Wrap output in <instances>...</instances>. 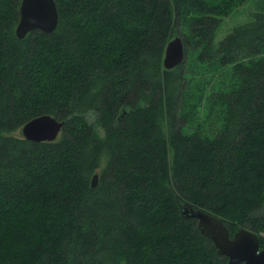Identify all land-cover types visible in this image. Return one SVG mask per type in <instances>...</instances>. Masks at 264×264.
<instances>
[{
    "label": "trees",
    "instance_id": "obj_1",
    "mask_svg": "<svg viewBox=\"0 0 264 264\" xmlns=\"http://www.w3.org/2000/svg\"><path fill=\"white\" fill-rule=\"evenodd\" d=\"M246 1L55 0L18 38L0 0V264H224L181 206L235 228L264 200V0L217 38ZM43 113L54 140L13 134Z\"/></svg>",
    "mask_w": 264,
    "mask_h": 264
},
{
    "label": "water",
    "instance_id": "obj_2",
    "mask_svg": "<svg viewBox=\"0 0 264 264\" xmlns=\"http://www.w3.org/2000/svg\"><path fill=\"white\" fill-rule=\"evenodd\" d=\"M59 12L55 0H21L19 19L15 35L24 38L27 33L39 30L51 33L57 27ZM184 43L180 35L172 37L165 45L163 67L172 69L184 60ZM65 121L51 114L43 113L30 118L22 127V136L31 141L54 140ZM97 174L93 176L92 186L96 184ZM182 215L195 218L202 235L210 238L219 254L229 257V264H264V249L258 250V239L244 228L238 229L233 238H229L228 229L223 220L188 203L182 204Z\"/></svg>",
    "mask_w": 264,
    "mask_h": 264
},
{
    "label": "flooded vegetation",
    "instance_id": "obj_3",
    "mask_svg": "<svg viewBox=\"0 0 264 264\" xmlns=\"http://www.w3.org/2000/svg\"><path fill=\"white\" fill-rule=\"evenodd\" d=\"M219 218H221V217H219ZM223 222L228 229L229 238H233L235 232L238 229L244 228L245 230H247L251 234L256 235V237L258 239V250L257 251L259 252L260 250L264 249V200L256 208L249 210L247 212V215H246V220L240 224H237L235 228H233V227L230 228L228 226V224L226 223V221L223 220ZM208 239H210V238H208ZM212 243H213V241H212ZM213 245H214V248L216 250V254L221 256L222 260L224 261V264H229V257L225 254H219L217 252V248H216L214 243H213ZM236 264H245V263L244 262H238Z\"/></svg>",
    "mask_w": 264,
    "mask_h": 264
},
{
    "label": "rangeland",
    "instance_id": "obj_4",
    "mask_svg": "<svg viewBox=\"0 0 264 264\" xmlns=\"http://www.w3.org/2000/svg\"><path fill=\"white\" fill-rule=\"evenodd\" d=\"M255 2L256 0H247L244 4H242L239 8H237L235 11L230 13L228 16L223 18L221 20L220 27L218 29V35L217 38H221L224 36L227 32L231 30V28L241 22L246 21L249 18V14L247 13L248 9H254L255 8ZM174 35H180L179 33H174ZM173 35V37H174ZM181 36V35H180ZM15 135L22 136L21 129H17L13 132Z\"/></svg>",
    "mask_w": 264,
    "mask_h": 264
}]
</instances>
